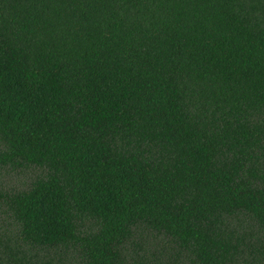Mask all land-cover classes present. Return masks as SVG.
Instances as JSON below:
<instances>
[{
    "label": "trees",
    "instance_id": "obj_1",
    "mask_svg": "<svg viewBox=\"0 0 264 264\" xmlns=\"http://www.w3.org/2000/svg\"><path fill=\"white\" fill-rule=\"evenodd\" d=\"M0 264H264V0H0Z\"/></svg>",
    "mask_w": 264,
    "mask_h": 264
},
{
    "label": "rangeland",
    "instance_id": "obj_2",
    "mask_svg": "<svg viewBox=\"0 0 264 264\" xmlns=\"http://www.w3.org/2000/svg\"><path fill=\"white\" fill-rule=\"evenodd\" d=\"M13 180V179H12Z\"/></svg>",
    "mask_w": 264,
    "mask_h": 264
}]
</instances>
